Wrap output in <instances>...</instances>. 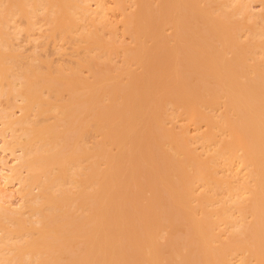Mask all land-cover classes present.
<instances>
[{
  "label": "bare ground",
  "instance_id": "bare-ground-1",
  "mask_svg": "<svg viewBox=\"0 0 264 264\" xmlns=\"http://www.w3.org/2000/svg\"><path fill=\"white\" fill-rule=\"evenodd\" d=\"M257 1L0 0V264H264Z\"/></svg>",
  "mask_w": 264,
  "mask_h": 264
},
{
  "label": "rangeland",
  "instance_id": "rangeland-1",
  "mask_svg": "<svg viewBox=\"0 0 264 264\" xmlns=\"http://www.w3.org/2000/svg\"><path fill=\"white\" fill-rule=\"evenodd\" d=\"M105 1H106L105 5H107V6H106V9H105V10L107 11L106 16H107V17H108V16H109V17H110V16H113L114 18L110 17V18L113 19V20L111 19V21H114V20H117L118 18H120V17L122 16V15L120 14V12H119L117 9L113 10L112 7H111V6H114V4L112 5V3H111V2H113V0H105ZM108 1H109V2H108ZM254 1H255V2H253V0H252L253 3H252V2L250 3L251 6L253 5V6H252V9H253V10H251V11H253V12L256 11V10L258 11V9H259L260 7H261V8L263 7V6H260L261 3L259 4L258 1H257V2H256V0H254ZM259 1H260V0H259ZM260 2H261V1H260ZM92 4H93V3H92ZM92 4H91L92 8H93V6L96 7L95 4H93V5H92ZM110 4H111V5H110ZM108 6L111 7V8L109 9ZM107 8H108L109 10H107ZM113 8H115V6H114ZM261 8L259 9V12L261 11ZM94 9H95V8H94ZM105 10H104V11H105ZM106 11H105V12H106ZM111 11H112V12H111ZM255 13H256V12H255ZM116 15H117V17H116ZM120 15H121V16H120ZM109 17H108V18H109ZM110 18H109V19H110ZM120 19H122V17H121ZM120 19H118L117 21H114V23H115V22H118ZM119 23H120V22H119ZM119 23H117L118 26H119ZM22 25H23V24H22ZM22 25H21V26H22ZM119 27H121V24H120ZM119 27H118V30L120 29ZM121 28H122V27H121ZM42 29H44V28H41V29L38 28V30H34V31L31 32V34H32V35H31L32 38H35L37 34L39 35V36H37L38 38L36 37L37 40L35 39L36 42H34V43H33V41H35V40L32 39V38H28V37H26V34H24V33H22L23 36L20 35V37H18V38H21V39H18V38L15 39V38H14V41L12 40V43L15 42V43H14V44H15V47H16V45H17L16 48L19 49V51H21L22 54H23V53H24V54H25V53H26V54L30 53V54H29L30 56H31V54H32L34 57L37 56L36 59H38V58L41 57V58H40V59H42L41 63H43V60L45 61V58L47 59V57H48V59L51 60V61H52V60H55V58H56L55 61H52L53 65H56L58 62H59V64L64 63L65 61H62V60H67V56H69L70 58H73L74 56H75V57L78 56V55H76V54L78 53V51H77V53H75L76 51H73L74 48L72 47V45H71L70 43H67V42H62V43H61V40H60L59 42H58V40H56V42H57L56 44H58V46H59V44H60V46H61V47L59 46V47H60V49H59V48H57V45L53 43L54 40L51 41L50 39H48V40H47L46 38L44 39L43 36H42V38H41L39 33H40V30L42 31ZM35 31L37 32L36 35H34V34H35ZM167 31H168V30H167ZM169 31H170V30H169ZM104 32L107 33V30L104 29ZM121 32H122V31H121V29H120V32H117V34H119V33L122 34ZM120 34H119L118 38L121 37V36L123 35V34H122V35H120ZM24 36H25V37H24ZM31 36H30V37H31ZM34 36H35V37H34ZM128 36H129L128 34H127V36L123 35V40L125 39L124 37H126V39H125L126 42H130L129 40H131V39L127 40V39L129 38ZM39 37H40V39H41L42 41L39 39ZM127 37H128V38H127ZM27 38H28V40H27ZM121 38H122V37H121ZM24 39H26V40H24ZM30 39H32L33 41H32V40L30 41ZM38 39H39V40H38ZM43 39L46 40V41H43ZM15 40H16V41H15ZM23 40H24V41H23ZM120 40H121V39H120ZM28 41H29V42H28ZM49 41H50V43H49ZM30 42H31V43H30ZM51 42L53 43V45H52ZM17 43H18L19 45L22 44L23 46L20 45V46H22V47H20ZM36 43H37V44H36ZM46 43H47V44L49 43L50 45L48 44V45H49V46H48ZM66 43L69 44V45H67ZM35 44H36V47H34ZM38 44H39V45H38ZM40 44H43V48H42V45L40 46ZM63 44H64V45H63ZM46 45H47V46H46ZM54 45L56 46V48H55ZM18 46H19V47H18ZM39 46H40L41 48H40ZM45 47H46V48H45ZM64 47H66V49H65ZM70 47H71V48H70ZM20 48H21V50H20ZM22 48H23V50H22ZM24 48H25V50H24ZM32 48H33L34 50H33ZM35 48H36V50H37L38 52H41V53H40V54H39V53H36L37 51H35ZM37 48H38L39 50H38ZM48 48H49V49H48ZM54 48H55V49H54ZM61 48H63V49H61ZM72 48H73L72 52H74V53H73L74 55H72V54H71V51H70V49H72ZM31 50H33V51L31 52ZM25 51H26V52H25ZM29 51H30V52H29ZM47 51H48V52H47ZM59 51H61V52H59ZM50 52H51V54H50ZM57 52H58V54H57ZM69 52H70V53H69ZM21 53H20V54H21ZM46 53H47V54H46ZM67 53H69V54H67ZM22 54H21V55H22ZM24 54H23V55H24ZM26 54H25V56H26ZM42 54H43V55H42ZM46 55H47V56H46ZM71 55H72V56H71ZM25 56H24V57H25ZM38 56H39V57H38ZM44 57H45V58H44ZM69 57H68V58H69ZM61 58H62V60H61V61H58V60H60ZM40 59H38V61H39ZM48 59H47L46 61H47L48 63H51V61H49ZM116 59H117V57H115V60H116ZM38 61H37V62H38ZM46 61H45V62H46ZM69 61H73V59H71V60L69 59ZM117 61H119V58H118ZM45 62H44V64H45ZM60 62H61V63H60ZM67 62H68V61H67ZM38 63H40V61H39ZM54 63H55V64H54ZM62 65H63V64H62ZM64 65H70V63H69V64H66V63H65ZM1 100H2V99H1ZM3 100L5 101L4 98H3ZM3 100H2V101H3ZM4 101L0 103V104H1V107H2V106H3V107H4V106L6 107V104L4 103ZM3 104H4V105H3ZM16 112H17V114L19 113L18 110H17ZM175 120H177V121H175V123L180 122L179 117L175 118ZM178 120H179V121H178ZM181 122H182V121H181ZM181 122H180V123H181ZM174 125H175V124H174ZM177 125L179 126V123H177L175 126H177ZM191 128H192V127H191ZM91 140H92V139H91ZM2 143H3V140H2V138L0 137V145H1ZM14 147L16 148V146H14ZM17 147H18V146H17ZM18 149H19V148H18ZM8 150H9V149H8ZM8 150H6L5 152H2V150L0 149V157H1V159H2V161H0V181H1V182H0V185H1L0 190H1V189L3 190V191H2V190L0 191V192H1L0 194L3 195V193H4V195H6L5 193H7V194H9V196H8L9 198L3 196L2 200H0V201H2V202L4 201V202H5V203L3 202L4 204H6V202H7V203L11 204L12 206H17V204L20 202V199H19L20 194L17 193V192L15 191V190L18 189V182L15 181V178H13L12 180H14V181H10L9 184H8V183L5 184V182H3L4 179L2 178V174L8 173V170H9L8 168H9V167L14 163V161H15V159H14L15 157H13L14 154H12L11 152H9L10 150H9V151H8ZM15 150H17V148H16ZM17 152H18V151H16V153H17ZM2 156H3V157H2ZM13 159H14V160H13ZM8 166H9V167H8ZM10 180H11V179H10ZM4 185H5V186H4ZM10 187H11V188H10ZM16 187H17V188H16ZM9 188H10V189H9ZM5 189H6V190H5ZM7 189H8V190H7ZM9 190H10V191H9ZM2 192H3V193H2ZM10 192H11V194H13V195H11ZM10 195H11V197H10ZM7 200H8V201H7ZM9 200H10L11 202H10ZM1 204H2V203L0 202V205H1ZM3 264H4V263H3Z\"/></svg>",
  "mask_w": 264,
  "mask_h": 264
}]
</instances>
